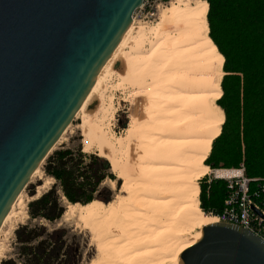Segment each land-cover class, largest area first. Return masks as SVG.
I'll return each instance as SVG.
<instances>
[{"label": "bare ground", "instance_id": "bare-ground-1", "mask_svg": "<svg viewBox=\"0 0 264 264\" xmlns=\"http://www.w3.org/2000/svg\"><path fill=\"white\" fill-rule=\"evenodd\" d=\"M207 8L204 0H172L156 24L138 26L126 37L131 23L75 114L82 151L95 148L108 160L125 196L107 204L66 205L64 214L93 221L98 244L121 249L119 264H180V254L200 240L202 227L216 222L199 208L198 181L207 174L238 175L239 170H210L203 164L223 122L216 104L223 58L207 35ZM168 26L172 30L165 32ZM125 37L129 45L116 59ZM106 69L108 79L132 87L130 101L143 97L141 115L131 106L123 135L111 130L105 87L95 89ZM105 234L109 239H101ZM92 264L114 261L103 256Z\"/></svg>", "mask_w": 264, "mask_h": 264}, {"label": "water", "instance_id": "water-1", "mask_svg": "<svg viewBox=\"0 0 264 264\" xmlns=\"http://www.w3.org/2000/svg\"><path fill=\"white\" fill-rule=\"evenodd\" d=\"M143 0H0V227L71 123ZM182 264H264V241L215 222Z\"/></svg>", "mask_w": 264, "mask_h": 264}, {"label": "trees", "instance_id": "trees-1", "mask_svg": "<svg viewBox=\"0 0 264 264\" xmlns=\"http://www.w3.org/2000/svg\"><path fill=\"white\" fill-rule=\"evenodd\" d=\"M205 1L207 35L223 58L222 94L216 102L224 120L203 164L209 169L242 167L247 178L257 179L249 185L251 193L257 191L252 198L264 204V0ZM81 149L79 145L76 150H55L44 160V173L57 184L29 202L30 218L56 221L65 211L62 197L69 205L97 202L93 194L109 175L110 165ZM198 184L199 208L206 216L217 214L228 193L226 181L203 179ZM96 198L109 202L110 192L98 191ZM60 233L66 235L64 229L49 233L41 225L18 227L15 236L20 263L76 264L74 253L63 250ZM0 264L18 263L8 258Z\"/></svg>", "mask_w": 264, "mask_h": 264}, {"label": "rangeland", "instance_id": "rangeland-1", "mask_svg": "<svg viewBox=\"0 0 264 264\" xmlns=\"http://www.w3.org/2000/svg\"><path fill=\"white\" fill-rule=\"evenodd\" d=\"M171 3H172V0L144 1V7L138 8L134 11L133 16H132L133 18L132 26L130 30H128L126 37L127 35L133 33V31H135L138 26L150 27L156 24L160 19L161 10L170 6ZM170 30H172V28L168 26V31H165V30L164 31L170 32ZM126 37L121 47L116 52V56H115L116 59H117L118 52L121 49L129 45V44H126ZM145 47L147 49L148 45H146ZM120 65L123 68V65L121 62H120ZM221 69L223 71V67ZM109 70L110 69H106L104 74L99 78L98 85L95 87V89L96 91H98L105 87L104 88L105 96L108 102L111 104L112 111H113V117L112 119H110L111 130L114 132L115 135H118V134L123 135L124 128L126 127V124H128V121H129L128 113L130 112L131 106L133 108H137L138 114L141 115V106L143 105V97H138L134 101H130V96L133 91L132 87H128V86L122 87L116 81V79L114 78L108 79L106 74L108 73ZM114 70L118 71L116 69ZM223 75H224V72H223ZM81 113L82 111L80 109L78 111V114H81ZM86 113H89V112H86ZM131 113H132V110H131ZM131 113L129 114V116L132 115ZM77 116L78 115H75L71 123L66 127V129L61 134L60 138L58 139L56 145L54 146L51 152L55 150H63L66 148L76 150L79 145L81 146V148H83L81 144L82 127L80 124V119H78ZM223 120H224V115H223ZM82 152L86 155L97 156L98 158H101L102 160L105 159L108 162V160L103 155L100 156V152L96 151L95 148H92V150L90 149V151L88 152H84V151ZM133 152H134V143H133ZM133 158H134V154H133ZM42 164L32 174L29 182L27 183L25 188L21 191L16 202L11 208L9 212L10 216L5 218V221L3 222L0 228V262L2 260L12 258L16 260L18 264H21L18 259L19 244L16 241V236H15L16 229L24 225H28V226L41 225L45 227L47 232L49 233L53 232L54 230L59 232L60 229H64L66 231V235L64 236H62L61 233L60 235L57 234L58 239L61 236L62 238L61 240L64 242L63 250L67 249L69 252L72 251L74 253V256L77 260L76 264H92V263L98 262L99 259H101L103 256H106V257L110 256L111 258H113L114 264H119V262L123 259L122 257L123 253L121 249L118 247L111 248L110 243L106 241H101V243L98 244L100 241L95 240L93 236V233H94L92 229L93 228L92 225L94 223L93 221H88L87 223H85L83 220L79 219L76 216L64 214L65 211L63 212V214L61 215L59 219L53 222H49L44 219L30 218L29 212H28L29 202L37 199L43 193L48 191L57 182L52 177L44 173ZM211 170H217V169H211ZM225 170H236L237 171L238 169H225ZM108 174L109 175L105 177L104 179H102V182L96 187L97 191L93 194V196L95 197L94 201L107 204L114 199L117 200L118 198H122L125 196V194L120 192V186H121L122 181L116 177L111 167H110V171ZM213 178H215L214 175L207 174L206 176H204L203 178L199 180V183L203 179L211 180ZM110 181L113 182L112 186L110 185ZM199 186L200 184H198V187ZM103 190H107L110 192L111 200L109 202H104L96 198L97 192L103 191ZM199 192H200V188H199ZM59 194L61 193L59 192ZM61 200H62V204L64 205V207L66 205H69V203L64 199V197H62ZM198 200H199V196H198ZM65 210H66V207H65ZM200 210L202 211V209ZM118 233L121 236H123L124 230L121 229L118 231ZM107 235L108 234H105L101 239H106V240L109 239L110 235L109 236ZM187 239H190V237H187ZM61 253H63V251ZM97 259L98 261H96ZM179 261H180V264H182L181 259H179Z\"/></svg>", "mask_w": 264, "mask_h": 264}, {"label": "built area", "instance_id": "built-area-1", "mask_svg": "<svg viewBox=\"0 0 264 264\" xmlns=\"http://www.w3.org/2000/svg\"><path fill=\"white\" fill-rule=\"evenodd\" d=\"M144 1L142 7H144ZM238 175L229 178H219L226 181L228 190L221 210L217 214L209 213L216 222L232 224L246 229L264 241V204L252 198L257 191L250 192V182L255 179L247 178L240 167Z\"/></svg>", "mask_w": 264, "mask_h": 264}, {"label": "crops", "instance_id": "crops-1", "mask_svg": "<svg viewBox=\"0 0 264 264\" xmlns=\"http://www.w3.org/2000/svg\"><path fill=\"white\" fill-rule=\"evenodd\" d=\"M134 148H135V144H134Z\"/></svg>", "mask_w": 264, "mask_h": 264}]
</instances>
